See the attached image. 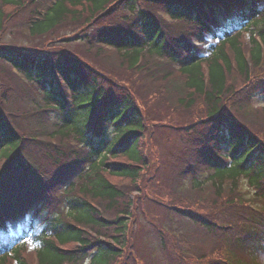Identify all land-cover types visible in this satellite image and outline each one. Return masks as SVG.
<instances>
[{"label": "trees", "instance_id": "16d2710c", "mask_svg": "<svg viewBox=\"0 0 264 264\" xmlns=\"http://www.w3.org/2000/svg\"><path fill=\"white\" fill-rule=\"evenodd\" d=\"M49 1L36 0L34 3L39 6ZM219 1L228 9L234 5L244 7L243 22L246 23H244L243 30L249 33L251 42L248 46L249 62L255 75L259 63L264 58L259 45L262 44L264 47V8L261 12H256L250 6V0H53L44 16L39 17L37 21L29 25V29L27 28V32L31 35L44 34L68 18L78 24V19L81 17L80 32L75 35V39L93 46L97 56L103 54L102 57L106 61L105 70L92 68L89 63L87 64L73 53L71 56L62 52L55 56L31 54L23 52L26 47L13 46V44L0 48V79L4 72L14 67L22 74L23 80L28 81L27 83L33 86L41 96L45 109L54 110L56 114L53 122H56L57 128L52 137L58 141V144L55 147L49 145L48 148V158L52 161L53 168L58 170L57 173L60 176H63L70 169H82L84 164L90 163L86 171L80 172L77 181L70 184L72 189L66 199L68 216L49 217L47 223L50 236L47 234L39 236L40 245L37 255L40 264L83 263L91 250L94 251V255L90 264H110L117 249L109 242H99L92 238L85 230L89 228L101 234L99 232L101 229L109 228L108 225L112 224L101 216L100 210L96 209L93 203L99 201L100 207L104 204L102 209L106 216L113 219L118 218L117 220L124 219L126 217L123 215L130 214L131 199L128 193L135 186H141L140 180L144 184L150 182L147 172L145 177L142 169L144 166L147 170V160L143 154L144 147L141 146L144 135L142 133L144 117L128 95L120 97L117 101L108 98L102 109L101 103L107 94L104 84L105 76L108 75L112 82L116 79L132 82L137 75L133 65L139 61L140 57L143 62L165 59L181 67L185 85L188 87V92L185 93L183 99H180V102L188 103L186 106L189 108L194 104L195 98L202 97L209 106L211 116L222 106L227 105V99L234 86L244 85L243 90L249 95L257 91L258 87H254V84L250 82L251 69L242 47L240 32L226 36L223 41L214 46L215 48L213 47L211 57L206 60L209 73L205 84L201 62L191 56L178 57L176 47L179 44L182 45V41L177 39L175 41L171 37L172 42L170 43L168 33L149 12L150 6H153L152 9L162 7L173 17L187 19L197 29H206L202 25L199 15L201 13L197 9L200 8L203 13L201 5L207 3L212 10H215ZM260 1L264 2V0ZM0 3L2 4L0 8L1 28L5 14L16 7H22L24 0H0ZM95 42L99 45L95 46ZM105 45L111 46L112 49L104 50ZM28 47L34 53L36 52L34 46ZM52 62L56 63L53 65ZM59 77L65 81L72 94L71 105L65 110L63 105L66 98L60 90ZM259 87L264 89L262 84ZM32 96L35 97V94L33 93ZM26 103L33 105L29 98L26 99ZM238 104L239 100L236 98L234 105ZM96 107L100 112L102 111L101 120L106 126L101 123L95 129L91 120ZM0 115H2L1 112ZM2 116H0V144H2L0 145V159L6 160L3 170L4 173L9 172V168L11 171H18L22 167L25 168L23 163L19 162L17 155L21 152L23 140L13 128L6 125ZM193 119L194 116L188 111L176 120L177 123L183 120V123L189 124L193 122ZM177 123L173 125V128ZM209 125L210 123L202 134L204 141L206 138L214 139L215 135L218 136V132L214 133L217 131L214 128L212 132L207 133ZM230 126L232 137L229 141L234 148L244 138V135H239L234 124L230 123ZM67 137L77 138L83 144L82 149L66 151L63 140ZM244 139L247 143L246 150L240 158L233 160L230 167L221 166L194 145L192 148L185 146L183 156L185 160H190V152L198 153L203 163L215 169V177L234 178L244 173L248 175L251 184L260 191H264L263 137L261 134L251 133ZM173 145L181 146L177 141H174ZM253 150L257 151L254 161L247 168L243 167V161ZM186 168L184 172H187L190 166L187 164ZM176 170L177 168L172 167L170 171H161L164 175L161 178L164 183L163 194L173 197L175 202L184 200L186 197L179 192ZM158 174L159 172L156 173ZM214 182L210 188L217 191L220 189V183ZM193 185L199 187V190L203 189L202 183L197 180L193 181ZM234 186L233 183L228 185L230 193H234ZM22 195L23 191L10 190L9 182L4 175L0 177V206L7 208L11 205L9 197H22ZM235 197L239 201L234 202L235 213L232 217L236 222L241 221L240 223L245 225L244 229L249 231L243 236L234 237L235 248L231 247L230 239L226 238L224 241L225 255L230 264H243L241 253L251 252L252 264H254L256 255L264 250V222L260 215L250 212L243 204H240V196ZM226 202L224 203L226 205L233 204V198L227 196ZM132 203L133 201L131 205ZM138 203H140V197H138ZM157 203L159 201L147 202L146 207L153 209ZM216 204L218 203L209 204L207 210H203L201 214L198 213L199 217L204 219ZM170 207L176 211L186 212L187 210L177 208V206ZM153 227L154 222L151 228ZM120 228L125 229V225L122 224ZM154 230L156 231L155 227ZM74 244H77V249L74 251L68 252L60 248V245L72 246ZM21 251L22 248L15 250L13 257L16 259V264H30L21 258ZM179 254L184 256L185 252ZM7 259V257L0 258V264H10L6 262Z\"/></svg>", "mask_w": 264, "mask_h": 264}, {"label": "rangeland", "instance_id": "374dc122", "mask_svg": "<svg viewBox=\"0 0 264 264\" xmlns=\"http://www.w3.org/2000/svg\"><path fill=\"white\" fill-rule=\"evenodd\" d=\"M2 5H0V8ZM156 7V6H155ZM153 6H150L149 12L153 14L152 12ZM147 9V8H146ZM148 10V9H147ZM4 20L8 22H13L21 18H25L24 16V10L19 8H14L10 10L8 13L5 14L3 17ZM81 17L78 19V24L76 21L71 20L70 18L63 21L59 26H57L50 34H46L43 36H37V37H29L27 38L25 35L21 34L18 30L14 31V35L10 36L9 34H6L4 30H0V39L3 37L5 41H18L20 44H29L32 46H42L46 47L51 46L53 49L48 48L47 51H60L62 49L69 50L73 54L78 55L83 61H85L87 64L89 63L90 66H95L98 69L105 70L104 65L106 64V61L103 59L102 55H96L94 48L91 46L85 44V43H79V42H60L64 36L70 34L73 32H76L80 27V21ZM23 31L27 32V28L25 26L21 27ZM10 30V29H9ZM175 30H177L175 28ZM186 32V31H185ZM47 41H44V40ZM247 39V36H241V40L245 41ZM44 44V45H43ZM108 48V47H106ZM109 50V49H107ZM3 76L7 77V79L10 81L12 78L9 74H4ZM183 81V77L178 73L176 68H172L170 74L166 75L165 77H162L161 72H158L157 82L160 84V89L164 92V95L167 99H164V102L167 103V107L171 113H175L178 111L177 107V99L180 96V92L177 91L175 88H172L171 85L173 83H179ZM118 84V83H117ZM113 82V85L115 89L118 87L120 88V85H117ZM138 86H140V83H138ZM23 88H26L25 85H23ZM118 88V89H119ZM167 88V90H165ZM130 89V88H129ZM15 92V91H14ZM7 99L10 101L9 103V109H15L19 112H21V116H15V115H9L8 113H5L6 119L9 122V124L12 126V128L16 131V129L21 133L22 139H25L24 133L28 131V128L24 125V122L26 120H31L35 117L42 118V112L36 111L34 115H26L23 113V111L26 108V104L22 100H18L17 98H12L11 96L5 95ZM137 100L140 103L142 107V112L145 115V128L142 133H144L143 138L141 140V146L144 147V157H163L166 158L174 164H180L183 161H185L183 153L186 149L185 145L181 146H174L171 145L169 142L161 139L159 140L160 131L155 129L153 125L151 124V120L153 118L156 119H162L163 116H165L164 109L160 108L161 104L159 102H151L148 101V99H143L142 95L139 91H137ZM255 105L256 104H263L264 100L256 98L253 100ZM160 108V110H159ZM162 113V114H161ZM28 123L27 121L25 122ZM157 126H161L157 124ZM34 129L37 131V134L41 135L43 138H48V136L44 133L51 129V127L47 124L43 125H36ZM17 133V132H16ZM18 134V133H17ZM27 146V153H29L32 158L40 165H44L47 162V171H50L51 168V162L48 161L44 154H39L36 152L34 147L31 144H27L24 142ZM28 154V155H29ZM190 159L197 161V156L190 152ZM96 203V202H95ZM104 204L100 208H103ZM112 216V215H111ZM132 235L136 238V234ZM64 248H70L71 245H64ZM126 250L123 255V261L126 264H151L152 258L146 256L145 252L140 250L139 247L136 248L133 252H127ZM121 255V256H122ZM117 261V258L113 260L110 264H115Z\"/></svg>", "mask_w": 264, "mask_h": 264}]
</instances>
